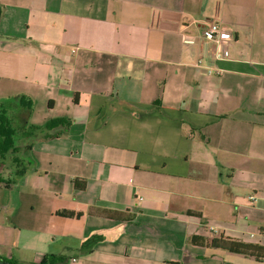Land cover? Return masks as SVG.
Returning <instances> with one entry per match:
<instances>
[{"label": "crops", "instance_id": "0c3cea01", "mask_svg": "<svg viewBox=\"0 0 264 264\" xmlns=\"http://www.w3.org/2000/svg\"><path fill=\"white\" fill-rule=\"evenodd\" d=\"M0 4V257L264 264L202 242L264 246V0ZM209 21L233 31L227 56Z\"/></svg>", "mask_w": 264, "mask_h": 264}, {"label": "trees", "instance_id": "16d2710c", "mask_svg": "<svg viewBox=\"0 0 264 264\" xmlns=\"http://www.w3.org/2000/svg\"><path fill=\"white\" fill-rule=\"evenodd\" d=\"M3 9L0 4V18L2 15ZM15 135H16V129L13 127L11 122L9 121L7 115L5 114L4 110L0 107V186L1 185H8L11 183V181H14L15 178L13 176L9 177L8 170L5 167V158L8 155L7 153L10 150H13L15 148ZM25 173L24 169L18 172V174L22 175ZM74 185L75 187L79 189H84L86 187V181L82 179H74ZM62 215L68 216V217H74L79 216V213H75L73 211H62ZM198 236H191V241H196V238ZM202 242H206L208 245L212 247L217 248H223L227 249L234 253H245V254H252L255 255L258 258H261L264 256V246L253 244V243H247L240 239L228 237L225 235H220L217 237H213L211 240H202ZM55 256H51L49 259L44 258L40 262H32V263H11L10 261H6L2 259V262L6 264H52Z\"/></svg>", "mask_w": 264, "mask_h": 264}, {"label": "built area", "instance_id": "2783aa9c", "mask_svg": "<svg viewBox=\"0 0 264 264\" xmlns=\"http://www.w3.org/2000/svg\"><path fill=\"white\" fill-rule=\"evenodd\" d=\"M202 36L207 40L215 42L219 56H227L229 54L231 42L235 39L233 31L219 21L207 22ZM186 41L194 43L196 39L187 38Z\"/></svg>", "mask_w": 264, "mask_h": 264}, {"label": "rangeland", "instance_id": "374dc122", "mask_svg": "<svg viewBox=\"0 0 264 264\" xmlns=\"http://www.w3.org/2000/svg\"><path fill=\"white\" fill-rule=\"evenodd\" d=\"M3 82H4V81H3ZM10 84H13V83L10 82ZM36 104H37V102H36ZM36 106H37L38 109H39V104H37ZM3 255H4V254H3ZM3 257H4V256L0 257V259H1V258L3 259ZM9 257H10V256H9ZM4 260H6V261H10L11 263H15V262L17 263V261L14 260L13 258H7L6 256L4 257L3 261H4Z\"/></svg>", "mask_w": 264, "mask_h": 264}]
</instances>
